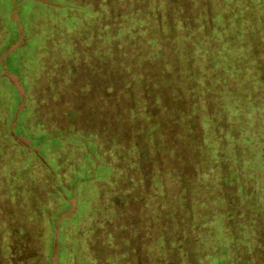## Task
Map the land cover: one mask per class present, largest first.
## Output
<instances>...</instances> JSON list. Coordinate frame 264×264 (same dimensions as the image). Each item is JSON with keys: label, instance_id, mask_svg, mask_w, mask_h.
<instances>
[{"label": "rangeland", "instance_id": "374dc122", "mask_svg": "<svg viewBox=\"0 0 264 264\" xmlns=\"http://www.w3.org/2000/svg\"><path fill=\"white\" fill-rule=\"evenodd\" d=\"M211 5L215 11L240 5L243 19L236 29L250 23L245 13L252 12L263 43L264 0H212ZM118 7L124 9V0ZM92 9L63 0H0V264H264V98L258 104L244 101L249 105L242 112L233 111L235 102H225L212 119L209 108L220 101L195 88L198 103L189 120L211 147L217 149L213 135H222L223 146L229 141L230 156L189 180L188 197L181 192L183 176L165 173L171 167L184 173L182 158L175 161L163 149L152 155L144 180L131 168L134 152L126 153L123 143L111 154L100 149L104 162L91 139V123L90 130L68 124L84 114L91 121L105 113L99 54L117 38L100 36V29L94 34V23L99 28L106 20ZM149 25L145 18L130 35L140 54L151 47ZM248 41L245 32L229 46L210 38V54L199 53L196 45L193 64L216 70L240 59L250 67ZM77 49L87 53L78 58ZM259 52L264 59V44ZM89 62L96 63L99 90L81 96L85 79L95 73ZM78 66L75 75L71 71ZM183 69L189 71L186 61ZM179 84L186 89L185 79ZM127 85L137 88L134 81L124 87L141 95ZM256 93L261 98L264 91L251 86L247 92ZM184 104L191 109L185 98ZM181 152L184 156L183 144ZM156 171L161 178L152 180ZM232 205L234 226L227 217Z\"/></svg>", "mask_w": 264, "mask_h": 264}, {"label": "trees", "instance_id": "16d2710c", "mask_svg": "<svg viewBox=\"0 0 264 264\" xmlns=\"http://www.w3.org/2000/svg\"><path fill=\"white\" fill-rule=\"evenodd\" d=\"M63 1L64 3L73 2L78 6L88 4L93 7L94 13H100L106 20L101 24L103 27L97 28L94 23V34L97 35V30L100 29V36L104 35L106 39L108 37L113 39L116 36L118 39V41L116 39L111 42L108 40L109 42L103 45L105 46L104 52L102 55L99 54L105 67V72L101 77L103 79L101 90L96 87L98 81L96 63L89 62L88 65H91V69L94 70L92 72L95 73L85 79L86 89L84 92L79 91L82 96L99 90L100 99H104L100 102V109L105 113L101 114L98 120L95 117L91 121L88 118L85 119L84 114L83 120L76 119L68 124L75 129L83 130L82 126H88L89 129L87 123H91L93 126H90L93 128L91 132L94 135L91 139L95 142V149L101 160L103 159L100 149L103 150L102 154L107 152V154H111L114 147L117 148L123 143L125 146L123 150L126 153L134 152L131 168L133 171L135 169L138 171L140 180H144V176H147L146 170L150 166L152 155L159 152L160 149H163L175 161L182 158L181 163L185 164L186 168L184 173H177L173 167L165 173L172 179L183 176L180 181L181 192L182 194L184 192L188 197L190 195L189 180L200 178L205 173L204 169L212 170L211 164L214 165L219 160H223L224 164L230 156L228 148L225 146L229 141L226 140L228 143L223 146L222 135H213L217 141V149L211 147V143H206L192 121L189 120L191 116H194L192 108L197 107L198 103L195 88L197 90L201 86L200 93L205 89L207 91L205 98L220 101V104L215 103L212 110L209 108L208 114L212 116V119L213 116L220 115L225 102L227 104L235 102V105L232 106L233 111L242 112L241 107L249 105L244 101L254 99L258 104L264 98V94L261 98L257 93L251 96L247 94L251 86H255L256 90L264 91V59L259 52L264 40L263 43H260L262 38L257 36L260 26L255 21V16L250 11L245 13L248 15L250 23L236 29L237 21L243 19L238 17V13H242L240 5L236 9L231 7L227 10L221 8L215 11L212 9V0H124V9L118 7V0ZM249 7L250 5L247 3L242 8ZM233 17L235 23L231 22ZM145 18L150 21L148 32L153 37L150 38V49L144 54H140L139 48H136L139 43H135L130 35L138 33L137 28L145 21ZM217 19L221 22L218 23ZM243 32L250 41L252 66L244 65L240 59L236 61L235 66L234 60H229L216 70L208 66H201L200 72L198 66L193 64V58L197 56L196 45H199V53L204 50L205 54L209 55L211 51L206 44L210 38H219L221 44L227 43L229 46L230 41L235 42L236 37L242 35ZM173 40L177 44L172 43V46L168 48ZM227 49L230 53L229 48ZM93 50L91 48L89 51L93 52ZM75 51L76 54H81L78 55V58L87 53L85 50L77 49ZM185 61L189 71L183 69ZM217 61L219 60L214 62ZM78 68L79 71L76 69L71 72L76 75L81 72V68L79 66ZM130 70L134 72L133 75L131 74V78ZM184 79L187 82L186 89L181 88V84H179V82H184ZM131 81L137 84V88L135 85H127V87L133 91L138 89L141 92L140 96L135 92L130 93L129 89L124 87V84ZM232 82L233 85H229ZM183 90L189 94L184 95ZM184 98L186 102H189L188 105L191 109H185ZM240 101H242L241 104L238 103ZM56 123L57 119L53 121V124L56 125ZM210 124L211 128L213 127V130L211 128L210 130L215 134V128L218 125L214 120ZM176 139L180 141L176 142ZM161 144L163 148H161ZM182 144L185 147L184 156L181 152ZM117 155L118 160L125 158L122 151H119ZM212 157L213 159H211ZM103 161H106V157ZM118 167H121V163L118 164ZM158 172L152 173V180L161 178ZM182 198L185 199V197ZM225 200L230 205L229 199ZM234 206L236 205H232L228 209L230 212L228 211L227 215L231 225L234 220ZM221 213L223 214V211Z\"/></svg>", "mask_w": 264, "mask_h": 264}]
</instances>
